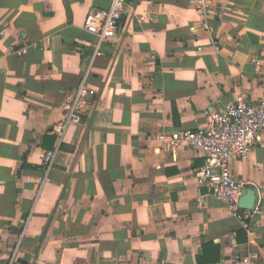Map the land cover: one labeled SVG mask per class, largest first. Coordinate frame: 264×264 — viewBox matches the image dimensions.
<instances>
[{"label":"crops","instance_id":"crops-1","mask_svg":"<svg viewBox=\"0 0 264 264\" xmlns=\"http://www.w3.org/2000/svg\"><path fill=\"white\" fill-rule=\"evenodd\" d=\"M110 2L0 0V264H264V131L230 162L236 210L170 141L264 94V0H128L94 54L82 21Z\"/></svg>","mask_w":264,"mask_h":264},{"label":"built area","instance_id":"built-area-1","mask_svg":"<svg viewBox=\"0 0 264 264\" xmlns=\"http://www.w3.org/2000/svg\"><path fill=\"white\" fill-rule=\"evenodd\" d=\"M128 0H111L108 7L92 8L83 18L82 26L96 37L94 54H100V44L116 35L119 22L126 11ZM95 104L84 79L64 108L66 118L55 126L62 133L69 121H79L82 112ZM264 131V94L251 99L245 91L236 93L226 103L224 110L214 111L209 122L195 129H177L171 132L172 147L190 146L204 157L197 166L195 178L198 185L206 186L210 193L233 210L237 209L242 181L231 169L233 159L245 158L252 146L260 142ZM55 150H46L44 163L50 166ZM238 256L235 255V260Z\"/></svg>","mask_w":264,"mask_h":264},{"label":"water","instance_id":"water-1","mask_svg":"<svg viewBox=\"0 0 264 264\" xmlns=\"http://www.w3.org/2000/svg\"><path fill=\"white\" fill-rule=\"evenodd\" d=\"M242 196H243V190L241 191V195H240V197H239V199H238V205H239V206H243V205H242V202H241V201H242ZM248 207L251 208L252 205H251V206H248Z\"/></svg>","mask_w":264,"mask_h":264},{"label":"trees","instance_id":"trees-1","mask_svg":"<svg viewBox=\"0 0 264 264\" xmlns=\"http://www.w3.org/2000/svg\"><path fill=\"white\" fill-rule=\"evenodd\" d=\"M218 254H219V253L216 254V256H215L216 258L218 257ZM215 257H214V258H215ZM198 259H199V260H202L203 258H200V257H199Z\"/></svg>","mask_w":264,"mask_h":264}]
</instances>
